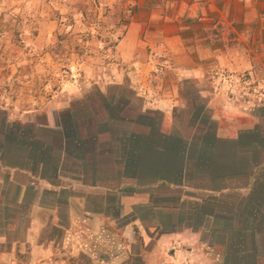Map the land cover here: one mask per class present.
<instances>
[{
	"label": "crops",
	"instance_id": "obj_1",
	"mask_svg": "<svg viewBox=\"0 0 264 264\" xmlns=\"http://www.w3.org/2000/svg\"><path fill=\"white\" fill-rule=\"evenodd\" d=\"M149 5L117 67L73 69L51 99L35 71H0V84L28 78L1 88L0 110L29 128L0 130V264H264V83L240 81L264 69L236 67L254 59V9ZM43 21L23 36L38 56L60 27ZM224 21L241 49L204 33ZM40 59L45 76L53 54Z\"/></svg>",
	"mask_w": 264,
	"mask_h": 264
},
{
	"label": "rangeland",
	"instance_id": "obj_2",
	"mask_svg": "<svg viewBox=\"0 0 264 264\" xmlns=\"http://www.w3.org/2000/svg\"><path fill=\"white\" fill-rule=\"evenodd\" d=\"M168 1L179 0H0V71L4 74L11 71L10 69L28 73L35 71L34 79L38 81L37 87L41 86L42 81L44 85L50 84L53 88V91L43 89L41 95L38 91L37 97L45 96L51 99L53 92L59 86L58 82H68L75 73L73 69H83L81 71L84 78L85 74L89 75L86 69L117 67L119 60L116 51L119 40L122 38L125 26L137 15L139 17L138 5L142 3L141 9L146 11L151 9L150 2L164 8ZM245 1L237 0L240 9ZM247 1L254 9L255 22L249 31L252 34L249 45L253 50L254 59L250 65H246L240 57L236 67L264 69V34H260L261 31L264 32V0ZM44 18L58 21L60 27L55 32L57 33L55 41L40 49L42 52L39 50L40 56H38L34 54V50L32 51L35 45L27 43L23 36L38 38L40 22ZM204 33L216 41V44L233 49L242 48L236 41V33L226 21L214 23L213 27H208ZM258 37L263 38L258 39ZM46 53L53 54V59L49 63L51 65L47 67L50 73L44 76L42 72H38L40 69L38 64H48L47 61L40 59ZM261 76L260 74L254 76L246 71L242 73L240 81L251 82L257 87L260 83H264ZM27 79L18 72L14 79L0 84V94H5V91L1 90L2 87L9 89L10 84L13 87H21L22 82ZM7 92L9 93L10 89ZM5 114L6 112L0 110V130L7 131L11 128L14 132L28 131V126L19 123L5 125L2 122ZM140 239L141 237L137 238V241ZM60 264H91V260L85 254L72 258L68 255L62 257Z\"/></svg>",
	"mask_w": 264,
	"mask_h": 264
},
{
	"label": "built area",
	"instance_id": "obj_3",
	"mask_svg": "<svg viewBox=\"0 0 264 264\" xmlns=\"http://www.w3.org/2000/svg\"><path fill=\"white\" fill-rule=\"evenodd\" d=\"M158 73H161V71H160V70H158Z\"/></svg>",
	"mask_w": 264,
	"mask_h": 264
}]
</instances>
